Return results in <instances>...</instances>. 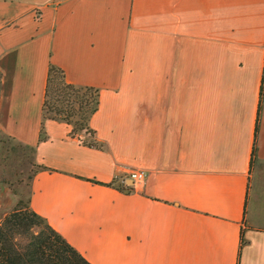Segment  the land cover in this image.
Wrapping results in <instances>:
<instances>
[{
  "label": "crops",
  "instance_id": "0c3cea01",
  "mask_svg": "<svg viewBox=\"0 0 264 264\" xmlns=\"http://www.w3.org/2000/svg\"><path fill=\"white\" fill-rule=\"evenodd\" d=\"M50 65L99 91L78 133L43 118ZM263 77L264 0H0V132L91 264H264Z\"/></svg>",
  "mask_w": 264,
  "mask_h": 264
},
{
  "label": "trees",
  "instance_id": "16d2710c",
  "mask_svg": "<svg viewBox=\"0 0 264 264\" xmlns=\"http://www.w3.org/2000/svg\"><path fill=\"white\" fill-rule=\"evenodd\" d=\"M263 82L260 89L259 106L263 95ZM62 96L55 99L50 116L45 115L48 99L52 96ZM99 91L92 87H75L69 84L61 69L50 65L48 69L45 96L43 103V118L62 120L71 125L75 109L71 103L80 101L79 110H84V128L99 105ZM57 102L65 103V107L56 106ZM83 105V106H82ZM72 133H75L72 127ZM255 150L253 148L251 164ZM123 192L130 193V189ZM36 228V232L32 230ZM0 264H91L73 246H71L57 231L49 226L43 218L33 212L29 206L16 208L0 223Z\"/></svg>",
  "mask_w": 264,
  "mask_h": 264
},
{
  "label": "rangeland",
  "instance_id": "374dc122",
  "mask_svg": "<svg viewBox=\"0 0 264 264\" xmlns=\"http://www.w3.org/2000/svg\"><path fill=\"white\" fill-rule=\"evenodd\" d=\"M61 97L54 95L48 99L45 115L53 114L52 104L54 102L55 105V99L61 100ZM79 104L80 101H75L70 105L75 109L71 118V126L75 133L85 129L83 127L85 112L78 109ZM56 106L65 107V103L57 102ZM37 171L33 150L0 132V223L16 208L28 206L31 181ZM36 231V228L32 230V232Z\"/></svg>",
  "mask_w": 264,
  "mask_h": 264
},
{
  "label": "built area",
  "instance_id": "2783aa9c",
  "mask_svg": "<svg viewBox=\"0 0 264 264\" xmlns=\"http://www.w3.org/2000/svg\"><path fill=\"white\" fill-rule=\"evenodd\" d=\"M146 172L142 170H137V171H132L129 174V179L132 181L134 184L135 183H142L146 179ZM130 187V186H129Z\"/></svg>",
  "mask_w": 264,
  "mask_h": 264
}]
</instances>
